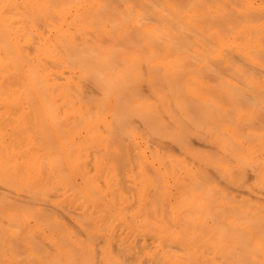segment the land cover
Wrapping results in <instances>:
<instances>
[{
    "label": "bare ground",
    "instance_id": "1",
    "mask_svg": "<svg viewBox=\"0 0 264 264\" xmlns=\"http://www.w3.org/2000/svg\"><path fill=\"white\" fill-rule=\"evenodd\" d=\"M0 264H264V0H0Z\"/></svg>",
    "mask_w": 264,
    "mask_h": 264
}]
</instances>
